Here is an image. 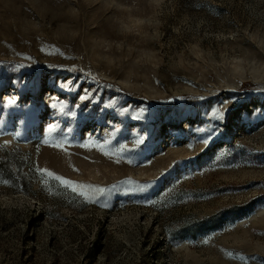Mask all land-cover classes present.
<instances>
[{"label":"rangeland","instance_id":"obj_1","mask_svg":"<svg viewBox=\"0 0 264 264\" xmlns=\"http://www.w3.org/2000/svg\"><path fill=\"white\" fill-rule=\"evenodd\" d=\"M0 264H264V0H0Z\"/></svg>","mask_w":264,"mask_h":264},{"label":"snow or ice","instance_id":"obj_2","mask_svg":"<svg viewBox=\"0 0 264 264\" xmlns=\"http://www.w3.org/2000/svg\"><path fill=\"white\" fill-rule=\"evenodd\" d=\"M42 174L53 177L54 179L62 182L66 187H71L74 192L77 190V186H75L72 181L63 179L60 176H56L54 173L49 172L46 169L43 170V173ZM129 183H131V182H129ZM96 191L103 192L104 190L103 189H96ZM80 195L83 196V195H85V193L81 192Z\"/></svg>","mask_w":264,"mask_h":264},{"label":"clouds","instance_id":"obj_3","mask_svg":"<svg viewBox=\"0 0 264 264\" xmlns=\"http://www.w3.org/2000/svg\"><path fill=\"white\" fill-rule=\"evenodd\" d=\"M121 9L122 10H125V9H123V6H121ZM128 11H131V9H127ZM145 23H148V21H145Z\"/></svg>","mask_w":264,"mask_h":264}]
</instances>
